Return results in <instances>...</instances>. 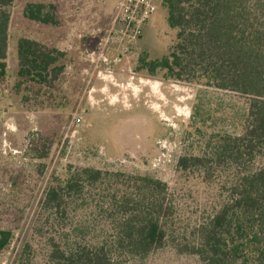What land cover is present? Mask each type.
<instances>
[{"label":"rangeland","instance_id":"obj_1","mask_svg":"<svg viewBox=\"0 0 264 264\" xmlns=\"http://www.w3.org/2000/svg\"><path fill=\"white\" fill-rule=\"evenodd\" d=\"M29 3L57 5L60 26L27 20ZM118 3L15 0L10 8L7 75L0 82V230H11L14 237L0 264H14L27 244L32 264H50L51 233L38 232L49 229L46 191L55 179L66 181L82 169L150 177L167 184L171 194L175 213L167 221L165 246L143 260L125 257L119 249L113 264H205L185 246L201 244V226L224 199L216 184L179 171L177 163L183 156L201 155L217 132L241 133L231 116L246 100L198 79H172L164 70L149 74L142 60L169 55L178 30L169 27L159 0L141 37L120 43L118 24L113 28ZM22 38L64 53L59 63L64 71L51 87L18 77ZM74 116L82 118L79 126ZM43 144L48 157L39 159ZM95 202L88 210L73 209L68 223L98 225L91 238L100 243L102 225L112 221L99 216L101 199ZM113 235L106 241L116 247Z\"/></svg>","mask_w":264,"mask_h":264},{"label":"trees","instance_id":"obj_2","mask_svg":"<svg viewBox=\"0 0 264 264\" xmlns=\"http://www.w3.org/2000/svg\"><path fill=\"white\" fill-rule=\"evenodd\" d=\"M14 1L0 0V82L7 75ZM163 7L169 27L178 30L176 43L161 60H142L149 74L164 70L172 79H198L246 100L231 116L241 133L217 132L201 155L178 160L179 171L195 172L203 182L216 184L224 199L221 209L201 226V244L185 247L205 264H264V0H163ZM24 17L60 26L53 3H29ZM63 58L57 49L22 38L17 75L51 87L64 71L59 65ZM42 148L38 158L46 159L49 147ZM96 197L103 204L99 216L112 221L102 225L100 243L91 238L98 225L90 229L68 223L75 209L88 210ZM43 207L49 229L44 226L38 232L51 233L50 264H113L119 249L125 257L143 260L165 246L167 221L175 213L164 182L94 169L76 171L66 181L55 179ZM112 231L116 247L106 241ZM13 237L11 230H0V255ZM27 249L14 264H32Z\"/></svg>","mask_w":264,"mask_h":264},{"label":"built area","instance_id":"obj_3","mask_svg":"<svg viewBox=\"0 0 264 264\" xmlns=\"http://www.w3.org/2000/svg\"><path fill=\"white\" fill-rule=\"evenodd\" d=\"M157 1L119 0L113 28L118 24L120 43L126 39L128 44H132L141 37L142 26L158 11ZM81 123L82 118L74 116L73 124L79 126Z\"/></svg>","mask_w":264,"mask_h":264}]
</instances>
